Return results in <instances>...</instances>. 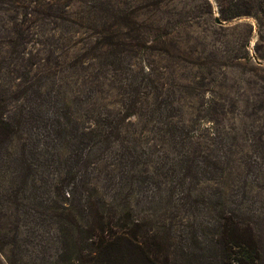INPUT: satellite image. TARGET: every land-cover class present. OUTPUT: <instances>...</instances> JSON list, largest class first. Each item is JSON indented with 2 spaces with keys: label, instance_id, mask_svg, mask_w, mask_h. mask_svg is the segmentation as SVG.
I'll list each match as a JSON object with an SVG mask.
<instances>
[{
  "label": "rangeland",
  "instance_id": "1",
  "mask_svg": "<svg viewBox=\"0 0 264 264\" xmlns=\"http://www.w3.org/2000/svg\"><path fill=\"white\" fill-rule=\"evenodd\" d=\"M0 114L18 125L2 157L25 145L31 165L23 179L0 172V264L82 259L90 192L127 194L135 219L196 255L213 251L191 224L238 209L264 247V0H0ZM71 148L79 228L53 217ZM187 148L223 163L191 204L175 165Z\"/></svg>",
  "mask_w": 264,
  "mask_h": 264
},
{
  "label": "trees",
  "instance_id": "2",
  "mask_svg": "<svg viewBox=\"0 0 264 264\" xmlns=\"http://www.w3.org/2000/svg\"><path fill=\"white\" fill-rule=\"evenodd\" d=\"M17 131V123L13 124L0 114V172L3 174L8 167L16 177L23 179L31 171V165L24 157L25 145H22L12 157L9 151L5 160L1 153L2 150L7 152V146L16 137ZM169 134L171 143L182 144L178 141V135L175 136L173 132ZM80 154L82 149L71 148L67 156L61 158L58 168L63 167L65 172L52 185L55 197L59 199L53 200V217H69L71 225L74 223L77 228L80 227L76 222L78 211L68 202L72 191L66 188L77 176L73 169L75 164L81 161ZM180 155L175 162L176 168L179 167V170H176L179 173L178 182L181 186L187 183V188L184 186V190L181 191V198L186 202L189 200L196 202L194 198L192 199L193 184L217 177L223 163L210 154L197 155V152L190 148L182 151ZM57 156L61 157V152ZM133 157L135 156L132 151L126 148L122 158L126 160L128 158L131 167L137 162V158ZM12 165L16 166L13 170ZM127 179L131 187V179H135V176L132 174L127 176ZM91 194L87 193L85 203H80L84 220V229L80 231L84 233L85 254L82 255V259L77 255L73 259L68 257L66 260L68 264H191L186 262L190 259L197 261L196 264H264V247L258 230L253 225L251 216L241 210L222 208L213 218L211 226L191 224L194 237L200 228L201 234L204 232L210 238L213 253L207 257L204 253L196 255L193 249L174 247L169 228L152 227L147 221L135 219L130 202L126 198L127 194L113 197L114 201L111 202L99 199L95 201ZM196 256L200 257V260H197Z\"/></svg>",
  "mask_w": 264,
  "mask_h": 264
}]
</instances>
